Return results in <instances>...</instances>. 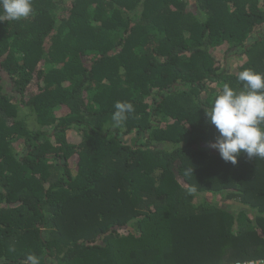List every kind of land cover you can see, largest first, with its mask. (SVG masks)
Returning <instances> with one entry per match:
<instances>
[{"label": "trees", "instance_id": "1", "mask_svg": "<svg viewBox=\"0 0 264 264\" xmlns=\"http://www.w3.org/2000/svg\"><path fill=\"white\" fill-rule=\"evenodd\" d=\"M32 8L0 22V264L264 258V158L225 162L205 115L241 71L264 74V0ZM118 101L134 111L116 128Z\"/></svg>", "mask_w": 264, "mask_h": 264}, {"label": "clouds", "instance_id": "2", "mask_svg": "<svg viewBox=\"0 0 264 264\" xmlns=\"http://www.w3.org/2000/svg\"><path fill=\"white\" fill-rule=\"evenodd\" d=\"M0 12V22L26 18L33 12L32 0H0ZM237 80L242 82V90L236 91L225 84L205 111L209 124L218 133L210 147L232 164H236L242 154L249 159L264 158V129L260 127L264 124V74L245 69ZM133 111L131 103L116 102L113 127L122 126L127 114ZM28 261L39 264L38 258L31 254Z\"/></svg>", "mask_w": 264, "mask_h": 264}, {"label": "rangeland", "instance_id": "3", "mask_svg": "<svg viewBox=\"0 0 264 264\" xmlns=\"http://www.w3.org/2000/svg\"><path fill=\"white\" fill-rule=\"evenodd\" d=\"M211 53L214 55L216 59L221 61V63L224 65V67L227 68V70L234 69L237 65V63L240 61V59L235 55L234 50H230L228 52L225 51L224 47H217L211 50ZM68 140L72 143H75L79 140V135L75 130H70L68 131ZM156 144V143H155ZM156 146L158 147H173L175 144L169 143V142H162V143H157ZM76 157L73 156L70 161V165L72 168H74V164L76 163ZM219 202L220 198L215 197ZM222 206L224 207H235L237 208V203L233 201H224L222 203Z\"/></svg>", "mask_w": 264, "mask_h": 264}, {"label": "built area", "instance_id": "4", "mask_svg": "<svg viewBox=\"0 0 264 264\" xmlns=\"http://www.w3.org/2000/svg\"><path fill=\"white\" fill-rule=\"evenodd\" d=\"M228 264H264V258L239 260Z\"/></svg>", "mask_w": 264, "mask_h": 264}]
</instances>
